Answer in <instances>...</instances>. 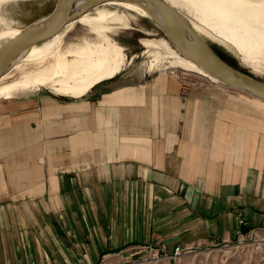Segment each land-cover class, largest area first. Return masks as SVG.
<instances>
[{"label":"crops","instance_id":"obj_1","mask_svg":"<svg viewBox=\"0 0 264 264\" xmlns=\"http://www.w3.org/2000/svg\"><path fill=\"white\" fill-rule=\"evenodd\" d=\"M158 78L138 87L101 82L81 99L63 101L61 112L53 105L49 131L71 135L46 144V164L35 162L36 132L12 138L16 162H0V264H98L131 245L229 237L237 228L232 205L253 204L257 212L247 219L262 218V171L222 165L218 145L208 150L197 142L208 132H176L179 90L172 79ZM19 103L37 99L14 107ZM13 118H1L0 129ZM189 119L194 127L201 121ZM212 134L224 140L222 132ZM22 140L30 141L25 153ZM193 219L206 228L192 233Z\"/></svg>","mask_w":264,"mask_h":264},{"label":"rangeland","instance_id":"obj_2","mask_svg":"<svg viewBox=\"0 0 264 264\" xmlns=\"http://www.w3.org/2000/svg\"><path fill=\"white\" fill-rule=\"evenodd\" d=\"M58 1L5 0L4 3H0V30L2 26L7 25L23 29L32 22L50 14ZM234 1L238 2L239 7L246 12L264 13V0ZM102 8L125 12L129 15L130 21L124 29L114 27L108 31L110 38L122 47L128 58V63L126 62L118 75L101 82L113 81L114 83L118 82L116 85H119L129 81L131 85L138 87L142 81L155 82L159 79V75L166 77L168 82L172 79L179 90L177 91V98L181 102L176 113L179 115L176 132L184 136L187 132L196 131V129L197 131L208 132L207 140H198L197 142L200 145L205 143L207 146L208 144V150L213 148L211 147L212 143L214 146L218 145L215 148V156L218 157L217 159L224 160L222 165L231 161L234 167L241 166L243 169L246 167L251 172L260 173L262 171L264 175V102L243 91L221 83L217 84L183 67H173L168 58H160L161 61L158 63L156 61L157 64L155 63L154 67L150 66V60L155 53L157 54L161 50L167 54L168 50L160 46V50L153 48L150 54L144 53L146 46L142 40L154 38L152 41L158 44L161 39H166L173 48V44L167 35L148 17L140 16L114 5H104ZM181 11L189 20L192 17L196 21L203 20L206 22V27L215 32V23L208 21L202 15H191L182 9ZM73 26L69 31H66L67 33L63 38V48L70 43L80 42L83 38L96 42L95 34L88 27L80 23H75ZM203 37L226 63L264 83V55L259 57V61L258 58H253L249 53L240 50L232 43H229L230 46L216 38L206 35ZM2 41L3 39L0 40V44ZM22 75L21 72L12 71L10 76L6 77V80L3 79L2 82L20 78ZM32 97L37 99L36 104H28L23 108L20 107L22 105L20 103L19 106L15 104L14 107L13 105L22 100L27 101ZM81 98L82 96L75 99ZM68 99L75 100L74 97L57 94L48 86H39L27 90L22 93V96L0 97V119L13 118L14 112L16 113L14 117H17L16 120L13 118L15 121L12 120L11 123L4 122L2 124L4 128L0 129L3 138L0 139V154L2 155L0 162L5 163V158L12 164L16 162V145L19 144L11 142L13 137H30V132H36L38 134V156H35V162L46 164V144L52 141L59 142L64 137L71 135L70 133H62V131L57 132V130H55V134H52L54 132L52 129L49 131L48 125L49 120L52 122L53 118L52 116L50 118L47 111L51 109L53 112L52 106L54 105L58 108L57 111L61 112L63 105H66L63 101ZM197 104L198 109L195 107ZM31 110L35 114L32 118L30 115L28 117L21 115V112L23 114L30 113ZM197 115L201 121L197 120L198 123L195 128L193 120L189 118L193 116L197 118ZM25 120L28 123H22ZM61 121L56 118V126ZM213 132H222L224 140H212L214 138ZM29 143V140H22L18 149L25 153L30 148L28 147ZM7 174L10 177L15 173ZM254 196H251V202L258 198V195ZM259 198L264 201V198ZM234 206H231L232 209L229 212L231 211L235 215L237 228L232 231L229 237L225 235L197 237V234H192L190 240L186 242L176 241L171 244L160 242L156 245H147V247L131 245L124 247L118 253L105 255L98 264H264V209L260 210L261 219L250 218L249 220L247 219L249 213L257 212L252 210L255 205L247 203L240 204L239 207ZM179 214V216H183L182 212ZM193 220L189 223L192 226L190 229L192 233L201 232L206 228L203 220ZM184 224H188L187 221ZM176 248L179 249V253L175 252Z\"/></svg>","mask_w":264,"mask_h":264},{"label":"bare ground","instance_id":"obj_3","mask_svg":"<svg viewBox=\"0 0 264 264\" xmlns=\"http://www.w3.org/2000/svg\"><path fill=\"white\" fill-rule=\"evenodd\" d=\"M165 1L179 10L204 42L207 43L203 35L210 36L225 44L232 43L240 50L247 52V54L249 53L253 58L259 59V57H263L264 13H259L258 11L246 12L241 9L239 3L234 0ZM104 5L121 7L140 16L148 17L155 22L151 14L136 3L106 2L83 12L80 11V8H76L70 15L72 18L68 19L62 28L43 40L31 45L11 63L8 70L0 77V97L11 98L22 96V93L27 90L35 89L39 86H48L59 95L78 98L97 83L118 75L126 62L128 63V58L122 47L110 38L108 31L114 27H121L124 29V27H127L130 19L129 15L125 12L107 10L102 8ZM181 9L187 11L191 15H202L208 21L215 23V32L206 27V22L203 20L196 21L193 17L189 20ZM92 10L95 12H91ZM153 15L159 17L157 13H153ZM75 23H80L88 27L93 34H95V38L97 39L96 42L86 38H80V42L70 43L63 48V38L67 33L66 31H69ZM155 25L159 27V24L156 22ZM20 31L21 29L18 27L9 25L2 26L0 30V40L3 39V41L0 47L8 39L20 33ZM152 39L154 38L142 40L143 44L146 46V51L144 53L150 54L151 49L155 48L160 50L161 47L168 51L167 54L161 52V50L158 51L157 54L155 53L150 60V66H153L156 61L157 63L161 61L160 58H168L169 63L173 67H183L217 84H224L213 75L204 71L196 62L182 53L176 43L178 47L173 45V49L166 39H161L158 44L153 42ZM247 57H249V55H247ZM12 71L21 72L23 75L20 78L2 82L3 79L10 76Z\"/></svg>","mask_w":264,"mask_h":264},{"label":"water","instance_id":"obj_4","mask_svg":"<svg viewBox=\"0 0 264 264\" xmlns=\"http://www.w3.org/2000/svg\"><path fill=\"white\" fill-rule=\"evenodd\" d=\"M106 2H130L140 5L151 14L172 44H177L182 53L204 71L226 86L264 101V83L226 64L194 31L179 10L165 0H59L50 14L21 29L20 33L8 39L0 47V77L31 45L62 28L68 19L72 18L70 15L76 8H80L83 12ZM153 13H157L159 17L154 16Z\"/></svg>","mask_w":264,"mask_h":264},{"label":"built area","instance_id":"obj_5","mask_svg":"<svg viewBox=\"0 0 264 264\" xmlns=\"http://www.w3.org/2000/svg\"><path fill=\"white\" fill-rule=\"evenodd\" d=\"M175 252H176V253H179V249H178V248H176Z\"/></svg>","mask_w":264,"mask_h":264},{"label":"clouds","instance_id":"obj_6","mask_svg":"<svg viewBox=\"0 0 264 264\" xmlns=\"http://www.w3.org/2000/svg\"><path fill=\"white\" fill-rule=\"evenodd\" d=\"M5 2V0H0V3H4Z\"/></svg>","mask_w":264,"mask_h":264}]
</instances>
